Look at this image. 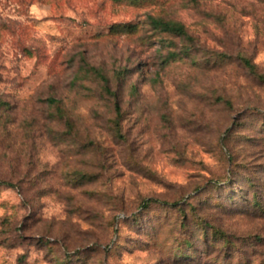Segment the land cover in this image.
<instances>
[{
  "label": "rangeland",
  "instance_id": "rangeland-1",
  "mask_svg": "<svg viewBox=\"0 0 264 264\" xmlns=\"http://www.w3.org/2000/svg\"><path fill=\"white\" fill-rule=\"evenodd\" d=\"M0 101V264H264V0H0Z\"/></svg>",
  "mask_w": 264,
  "mask_h": 264
},
{
  "label": "trees",
  "instance_id": "trees-1",
  "mask_svg": "<svg viewBox=\"0 0 264 264\" xmlns=\"http://www.w3.org/2000/svg\"><path fill=\"white\" fill-rule=\"evenodd\" d=\"M150 24L153 26L155 30H158L162 33H169V34H174L177 36H188L187 30L185 26L179 22H175L172 20H165L163 18L151 16L150 17ZM178 53H171L169 58H175L178 56ZM0 105H2V102L0 101ZM119 115H120V110ZM119 123L117 122L116 125ZM0 184L4 185H9L13 186V183H10L8 181H0ZM151 204H162V205H167V206H177L179 202H173V201H167V200H162L158 198H151V199H145L142 202V206L145 208H148Z\"/></svg>",
  "mask_w": 264,
  "mask_h": 264
}]
</instances>
